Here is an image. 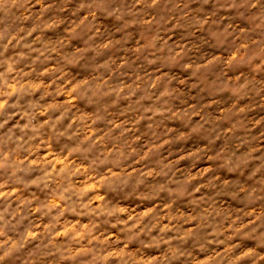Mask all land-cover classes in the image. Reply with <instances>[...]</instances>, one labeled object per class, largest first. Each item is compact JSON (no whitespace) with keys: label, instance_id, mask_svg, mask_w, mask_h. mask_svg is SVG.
<instances>
[{"label":"clouds","instance_id":"9594fccd","mask_svg":"<svg viewBox=\"0 0 264 264\" xmlns=\"http://www.w3.org/2000/svg\"><path fill=\"white\" fill-rule=\"evenodd\" d=\"M0 264H264V0H0Z\"/></svg>","mask_w":264,"mask_h":264}]
</instances>
